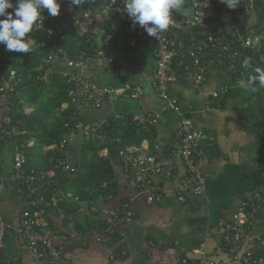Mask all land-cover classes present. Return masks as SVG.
Instances as JSON below:
<instances>
[{
	"label": "trees",
	"instance_id": "trees-1",
	"mask_svg": "<svg viewBox=\"0 0 264 264\" xmlns=\"http://www.w3.org/2000/svg\"><path fill=\"white\" fill-rule=\"evenodd\" d=\"M195 1L198 0H184L183 5L190 8ZM212 2L219 11L218 0ZM100 5L101 2L97 1L93 9H99ZM85 6L81 4L77 7L71 20L66 21L71 27L61 34L54 32L50 22L29 33L28 35L37 41L32 51L0 53V62L6 75H9L11 70H15L17 81L13 91L8 92V106L2 109L1 131L4 129L10 131L6 136L4 134L2 136L8 139L14 148H20L25 154L24 173L33 170L45 174L37 184L38 189L30 194L28 209L36 212L51 210L57 214L62 209L66 212L64 220H68L70 215L84 207L92 209L101 202L109 204L116 199L119 196L117 168L119 166L126 168L120 151L126 146L143 145L144 141L152 146L158 135L156 126L131 123L125 121L122 115L113 114L105 120H99L104 121V139H94L83 133L79 135L80 132L75 129L76 124L83 121L82 111L76 110L69 94L75 84L69 74L53 72L51 67L57 56L66 55L69 59L92 60L99 54V45L94 34L76 18L77 13H82ZM175 14L177 17H182L181 11ZM217 19L218 15L207 19L206 27H190L186 30L168 32V36L175 38L182 49V53L173 59L176 78L190 73L193 47L209 35L221 36L222 43L203 51L200 57L202 65L208 67V63L214 61L244 75L246 80L251 68L258 64L244 52L257 57L264 66V41L260 49L244 48L238 42L239 34L247 37L264 32V0H252L250 14L238 17L233 12V27L230 31L214 27ZM104 29L102 41L106 45L114 49L132 48V34L128 23L112 18L108 20ZM198 33L199 37L196 38ZM244 59L249 60V69L242 66ZM116 70L114 66L112 69L114 74ZM111 85L117 86L115 82ZM121 94L125 95L126 92L122 91ZM253 94V103L245 109L247 128L252 136L251 141L243 147L245 159L237 164H225L215 177L207 175L206 194H187L186 199L180 201L187 212L182 224L192 226L190 232L192 235L185 243V251L179 255L180 264H200L198 259L190 258L187 253L196 250L212 229L218 226L221 228L220 221L234 214L244 201H249L257 192L264 194V88L258 89ZM74 130V137L76 136L80 141L79 158L76 163H71L67 160L68 153L64 154L60 148V143ZM71 148L72 140L68 149ZM214 149L202 143V140L198 145V152L209 159L218 155L219 152ZM166 151L168 147L165 148ZM201 154L197 153L196 159H199ZM62 159L70 164L72 169H64L60 162ZM14 171L17 172L16 169ZM164 181L163 179L162 182ZM164 198L165 195L162 200ZM126 201H121L122 204L116 207L120 209L122 216L132 208ZM135 215L136 213L132 219ZM74 223L77 226L82 224L77 218L74 219ZM254 223L256 222L251 220L250 225ZM258 224L259 229L263 230L264 216L260 217ZM110 225L111 223L103 218L92 221L90 219L87 224L90 233L97 232L107 237V241L112 246H116L114 250L121 253L122 246L119 245L124 238L120 232L121 227L115 225L114 232H106ZM221 247L226 251L228 249L223 235ZM252 254L257 259L264 257V247L257 245L252 250ZM64 256L65 254L63 259ZM1 259L4 261L3 264H22L21 261L14 259L7 262L8 258L3 251H1Z\"/></svg>",
	"mask_w": 264,
	"mask_h": 264
},
{
	"label": "crops",
	"instance_id": "crops-1",
	"mask_svg": "<svg viewBox=\"0 0 264 264\" xmlns=\"http://www.w3.org/2000/svg\"><path fill=\"white\" fill-rule=\"evenodd\" d=\"M218 6V19L214 27L230 31L233 27V10L221 3V0H218ZM94 11L98 13V9ZM192 12L193 6L187 8L183 5L182 16L191 17ZM225 14L231 21L229 29L224 20ZM80 15L79 12L78 17L75 16L77 20L80 19ZM102 26L103 18L99 15L96 29L93 32L99 45V54L78 70L100 84L115 82L117 87H122L123 90L136 84H143L147 91L138 99H132L126 93L121 94L115 100L104 101L99 108L83 107L81 111L84 122L93 123L105 120L111 114L115 116L157 114L160 116V121L156 127L161 136V143L165 148L179 150L180 141L176 137V131L180 127L182 118H187L195 128L203 129L202 143L219 152L204 166L208 177H215L222 171L225 164H237L245 159L243 147L252 139L247 128L245 109L253 103L254 94L250 91L244 75L230 67L211 61L208 63L206 79L201 83H196L191 72L186 76L177 77L168 91L169 98H176L179 101L180 113L175 112L167 107V98L159 96L149 87L157 66L151 43L146 41L143 44L144 61L138 64L133 58L132 48L114 49L102 41ZM4 48L5 46L0 44V53ZM109 58L116 66V74L104 65L106 59ZM73 70L75 69L63 62H54L51 67L53 72L70 73ZM222 86L229 88V95L227 93L220 104L207 106L206 100L210 92ZM2 112L0 107V185L2 189L0 214L7 223L16 226L21 211L29 203L24 201L19 194V179L14 171V157L11 159L7 157V151L15 153V148L8 139L2 136ZM82 133L80 132L79 135ZM79 144L80 141L75 136L72 139V148L67 155V160L71 163H76L79 158ZM148 144L147 141L143 143L145 146ZM175 161L178 165V174L174 179L163 182L166 198L160 203L148 204L145 198L130 185L129 170L119 166L117 168L119 196L111 203L101 202L92 209L84 207L70 215L68 220H64L66 212L62 209L59 214L51 210L40 212L44 229L67 247L62 264H168L178 262L180 253L184 252L186 247L188 236L186 237L185 233L189 234L192 226L182 224L187 212L176 198L175 191L179 186L181 176L185 173V165L179 155L175 157ZM123 200H127L126 202L136 215L134 219L126 221L122 227L125 235L120 242L122 252L119 253L114 250L116 246H112L107 241V237L97 232L90 233L87 224L90 219L91 221L97 218L109 220L113 211L122 204ZM152 207L155 210L150 209ZM165 213L170 214L167 220L160 218L158 221H153L150 216ZM76 218L82 222L81 226L74 223ZM254 221L256 223L252 225L253 228H258L260 221ZM221 240L222 229L218 226L207 233L201 244H204L205 253L209 258L224 262L228 254L221 247ZM199 247L194 251H189L187 255L190 258L199 259ZM3 253L7 258L19 260L22 264H38L35 254L22 243L14 232L6 238Z\"/></svg>",
	"mask_w": 264,
	"mask_h": 264
},
{
	"label": "built area",
	"instance_id": "built-area-1",
	"mask_svg": "<svg viewBox=\"0 0 264 264\" xmlns=\"http://www.w3.org/2000/svg\"><path fill=\"white\" fill-rule=\"evenodd\" d=\"M100 1L101 5L96 13L93 9L96 2ZM61 5V11L58 16H49L47 10L42 13L45 17L43 24L46 22L52 24L53 30L57 34H61L65 29L70 28L71 24L66 22L71 20L77 7L70 3V0H58ZM16 0H14V3ZM235 8L233 12L238 17L251 13L252 0H234ZM85 8L80 15V22L83 23L92 33L96 29L97 19L100 15L103 18L102 33H105L104 27L109 19L118 18L129 24V30L132 34V49L133 58L138 64H142L143 44L148 41L153 47V53L156 57L157 66L153 74V78L149 83V87L159 96L167 98V107L170 110L180 113L179 101L176 98H169L168 91L170 85L176 79L175 70L173 69V59L176 55L182 53L181 47L173 37L168 36L169 31L186 30L190 27H206V21L210 17L216 16L218 11L215 9L212 0H198L194 2L193 12L191 17H177L173 13V23L167 31L158 33L157 36H149L147 32L139 25H133L132 19L124 11L123 0H83ZM184 4V0H183ZM3 19V17H0ZM259 38V44H256V39ZM264 41V32L252 34L247 37L238 35V42L244 48L260 49ZM222 43V37L218 35H209L200 40L198 45L193 47L191 57L193 59L190 72L194 76L196 83H201L206 79L207 67L202 65L200 57L203 51L211 46ZM2 53L9 54L6 48ZM56 61H61L69 67L75 69L70 73L71 81L75 86L70 90V97L79 112L83 107H100L106 100H115L121 96V92H126L132 99H138L144 95L147 88L143 84H136L126 89H120L111 84H100L96 80L82 74L81 69L89 61V58L69 59L66 55L57 56ZM102 59V58H101ZM104 65L112 71L114 64L112 59H106ZM16 72L11 70L9 75H6L0 62V107L4 109L9 104V91H13L17 81ZM229 88L222 86L219 89L212 90L206 100L207 106L220 104L221 100L228 93ZM125 121L140 125L156 126L160 121V116L157 114H131L122 115ZM7 119V118H6ZM104 121H96L86 123L81 121L76 124L75 129L83 132L86 136L94 139H104ZM5 136L10 133L9 130L1 131ZM75 130L61 140L60 148L67 154L69 142L73 139ZM204 131L200 128H195L192 122L187 118H182L180 127L176 131V137L180 141L179 150L168 148L165 152V147L161 143V136L158 133L157 139L152 146H126L120 151V156L126 163V168L130 172V185L138 191V194L145 198L148 204L160 202L166 191L163 187L162 180L174 179L178 174V165L175 157L179 155L185 165V173L180 178V183L175 191V195L179 201H184L187 194H206L207 174L202 170V167L209 162V158L198 152V145L203 139ZM201 154L199 159H196V154ZM66 160V158H65ZM61 160L64 169H72L71 165ZM26 157L20 148H15L14 167L17 170L19 179V194L24 201L29 203L30 194L38 189V182L45 176L43 172L37 173L30 171L24 173V164ZM0 185V194H1ZM130 206V205H129ZM131 207V206H130ZM119 208H116L110 219L111 225L106 229V232L112 233L115 231V225L121 227V234L125 232L122 229L124 223L132 219L135 212L129 208L125 215L122 216ZM264 216V194L257 192L249 201H244L239 209L229 217H225L220 221L222 235L227 246L228 258L224 261H216L209 258L205 253V246L201 244L199 247V263L200 264H264V257L255 258L252 250L257 245L264 247V229L253 228L250 225L251 220H259ZM256 229V230H254ZM14 232L22 243L35 254L38 259V264H59L63 261V255L66 252V245L59 243L56 237L44 229L43 220L40 212L31 211L28 206L21 211L19 222L16 226L7 223L0 214V264L4 261L1 259V251L4 249L5 240L9 234ZM100 240V238H99ZM114 257V255L112 256ZM11 259L8 258L7 262ZM168 264H180L179 262Z\"/></svg>",
	"mask_w": 264,
	"mask_h": 264
},
{
	"label": "clouds",
	"instance_id": "clouds-1",
	"mask_svg": "<svg viewBox=\"0 0 264 264\" xmlns=\"http://www.w3.org/2000/svg\"><path fill=\"white\" fill-rule=\"evenodd\" d=\"M83 0H70L76 6ZM229 8H235L234 0H221ZM124 11L132 19L133 25L142 27L149 36L167 31L173 23V13L180 12L183 0H123ZM9 9L14 11L9 12ZM60 14L61 5L58 0H0V44L9 52L28 53L37 42L29 33L42 26L45 17ZM51 34V30H49ZM259 38L255 43L259 44ZM242 66L249 69V60L244 59ZM247 84L250 91L256 92L264 88V67H252Z\"/></svg>",
	"mask_w": 264,
	"mask_h": 264
},
{
	"label": "rangeland",
	"instance_id": "rangeland-1",
	"mask_svg": "<svg viewBox=\"0 0 264 264\" xmlns=\"http://www.w3.org/2000/svg\"><path fill=\"white\" fill-rule=\"evenodd\" d=\"M224 20H225V23H226V26H227V28L229 29L230 28V26H231V21L229 20V18H228V15L227 14H225L224 15ZM56 62V61H55ZM57 62H61V61H57ZM13 154H15L14 152L12 153V151H7V157H8V159H11V157H14V155ZM150 209H152V210H155L153 207L152 208H150ZM149 210V209H148ZM170 214H159V215H157V214H153V215H150L151 217H152V219H153V221H158V220H160V218H162V219H165L166 218V220L168 219L167 217L169 216ZM171 218V217H170ZM147 221V220H146ZM152 221V222H153ZM152 228V227H151ZM184 228H186V227H184ZM189 229H190V227H188ZM189 231V230H188ZM187 231V232H188ZM185 232V231H184ZM191 232V231H190ZM171 235V234H170ZM191 233H189V234H186L185 233V236L187 237L188 236V238H190L191 237ZM184 238V237H183ZM187 238V239H188ZM197 238H200V236H197Z\"/></svg>",
	"mask_w": 264,
	"mask_h": 264
},
{
	"label": "water",
	"instance_id": "water-1",
	"mask_svg": "<svg viewBox=\"0 0 264 264\" xmlns=\"http://www.w3.org/2000/svg\"><path fill=\"white\" fill-rule=\"evenodd\" d=\"M199 37V33L197 34L196 38ZM245 55H247L249 58H252L254 61H256V63L258 64V66L264 67L262 62L257 58V57H253L250 54L244 52Z\"/></svg>",
	"mask_w": 264,
	"mask_h": 264
}]
</instances>
